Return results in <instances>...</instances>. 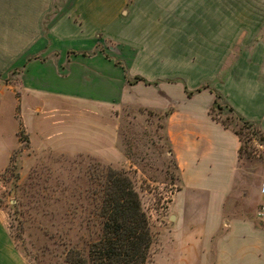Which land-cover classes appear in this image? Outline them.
<instances>
[{
  "label": "crops",
  "instance_id": "crops-1",
  "mask_svg": "<svg viewBox=\"0 0 264 264\" xmlns=\"http://www.w3.org/2000/svg\"><path fill=\"white\" fill-rule=\"evenodd\" d=\"M242 18L240 0H0V72L18 70L15 86L38 102L106 120L87 126L97 146L80 152L114 151L115 108L169 111L180 188L167 207L171 244L156 258L169 264H264V225L227 210L240 140L209 112L219 94L264 134V42L256 14L241 38ZM260 177L258 204L264 166ZM20 259L0 216V264Z\"/></svg>",
  "mask_w": 264,
  "mask_h": 264
},
{
  "label": "rangeland",
  "instance_id": "rangeland-1",
  "mask_svg": "<svg viewBox=\"0 0 264 264\" xmlns=\"http://www.w3.org/2000/svg\"><path fill=\"white\" fill-rule=\"evenodd\" d=\"M240 1L241 38L245 32L252 31L249 18L256 14L257 38L264 42V0ZM105 44L106 50L113 52L109 49L113 43ZM253 46L250 43L245 48L251 50ZM237 48L242 46L237 45L234 50ZM17 71L0 72V216L23 258L20 260L25 264H69L63 254L67 248L87 250V242L97 237L94 232L99 227L91 214L90 191L91 173L98 167L123 170L133 182L154 232L146 264H169L177 260L156 259L160 247L168 249L171 244L167 207L180 188L164 114L136 104L115 108L110 119L114 151L109 143L104 152H80L97 146L95 140L85 141L92 134L87 126L105 125L106 120H93L95 116L90 108H84L85 115L81 116L71 110L75 109L74 105L45 99L36 101L15 86ZM35 104L40 106L39 111L33 109ZM213 115L238 130L243 141L239 178L227 210L255 218L260 204L254 192L255 185L259 187L261 181L264 142L223 106L221 111L215 109ZM35 198L40 202L33 207ZM53 221L60 231L51 225ZM63 231L68 233L63 235Z\"/></svg>",
  "mask_w": 264,
  "mask_h": 264
},
{
  "label": "trees",
  "instance_id": "trees-1",
  "mask_svg": "<svg viewBox=\"0 0 264 264\" xmlns=\"http://www.w3.org/2000/svg\"><path fill=\"white\" fill-rule=\"evenodd\" d=\"M136 79H139L136 77ZM228 110L245 128L252 133L259 134L264 142L263 132L253 123L242 116L227 103L219 94H215V101L210 109L213 119L219 121L225 128L231 129L240 140L238 150L239 166L242 159L243 141L238 130L220 121L213 115V111ZM169 111L164 112V116ZM90 191L93 202L92 216L98 221L99 227L94 240L87 242L84 248L69 247L64 254L65 262L69 264H146L150 248L154 242V232L151 230L147 216L142 209L140 197L133 182L123 170L111 167H98L91 173ZM35 207L40 200L33 199ZM23 202H21L22 204ZM26 205V204H25ZM16 207V206H14ZM52 226L56 227L53 221ZM68 231H63L66 235ZM59 234V236H61ZM62 244H65L62 242Z\"/></svg>",
  "mask_w": 264,
  "mask_h": 264
},
{
  "label": "built area",
  "instance_id": "built-area-1",
  "mask_svg": "<svg viewBox=\"0 0 264 264\" xmlns=\"http://www.w3.org/2000/svg\"><path fill=\"white\" fill-rule=\"evenodd\" d=\"M261 193L264 194V183L261 184ZM256 217L264 225V203L259 205V208L256 212Z\"/></svg>",
  "mask_w": 264,
  "mask_h": 264
}]
</instances>
